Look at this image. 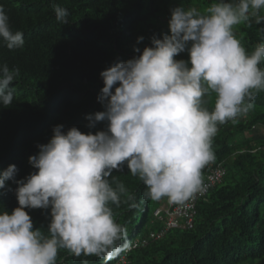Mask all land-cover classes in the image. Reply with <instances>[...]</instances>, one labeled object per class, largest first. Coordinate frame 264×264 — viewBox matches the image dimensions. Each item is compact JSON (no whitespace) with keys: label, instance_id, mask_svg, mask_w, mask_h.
Returning a JSON list of instances; mask_svg holds the SVG:
<instances>
[{"label":"clouds","instance_id":"9594fccd","mask_svg":"<svg viewBox=\"0 0 264 264\" xmlns=\"http://www.w3.org/2000/svg\"><path fill=\"white\" fill-rule=\"evenodd\" d=\"M53 12L68 23L66 8L54 5ZM241 25L259 26L261 41L251 52L237 38ZM23 36L0 5V44L21 49ZM144 39L132 47L138 55L99 73L102 110L85 117L87 133L55 125L28 157L33 172L20 180L15 165L0 172V190L14 183L18 204L11 213L0 210V264H57L62 250L107 264L131 250L135 241L130 245L112 207L122 198L138 206L113 176L125 168L145 186L142 200L186 206L207 191L203 170L215 161L219 126L246 117L264 93V0H213L202 10L181 4L170 8L167 31L141 50ZM181 54L187 59H177ZM19 75L18 67L0 64V107L13 104ZM26 209L47 212L46 230L34 228Z\"/></svg>","mask_w":264,"mask_h":264},{"label":"trees","instance_id":"16d2710c","mask_svg":"<svg viewBox=\"0 0 264 264\" xmlns=\"http://www.w3.org/2000/svg\"><path fill=\"white\" fill-rule=\"evenodd\" d=\"M213 0H0L13 31L23 32V48L9 51L0 44V64L18 67L14 100L0 107V172L9 165L18 169L16 179L34 169L28 157L47 143L51 129L64 125L87 133L85 117L102 110L97 96L103 87L99 73L113 61H126L150 46V37L167 31L169 10L183 4L204 9ZM69 12L68 23H59L53 6ZM259 26L241 25L236 30L246 50L261 41ZM177 59H187L181 54ZM255 109L237 123L220 125L213 140L215 161L204 170L221 169L222 178L197 201L196 217L189 227L182 222L167 229L168 216L151 200H142L145 186L125 168L113 176L136 196L137 207L123 202L113 207L114 217L125 226L128 241L140 237L107 264H264V93ZM211 109V103L208 105ZM99 125L97 129L99 130ZM0 190V210L18 206L16 185ZM165 202L167 200L165 199ZM166 206L170 211L168 202ZM159 210V212H157ZM34 228L46 230L47 212L28 210ZM150 218L149 224L147 220ZM57 264H105L96 256L75 257L61 251Z\"/></svg>","mask_w":264,"mask_h":264},{"label":"built area","instance_id":"2783aa9c","mask_svg":"<svg viewBox=\"0 0 264 264\" xmlns=\"http://www.w3.org/2000/svg\"><path fill=\"white\" fill-rule=\"evenodd\" d=\"M223 175L224 172L221 169L210 171L204 177L205 183L208 186L207 191L215 183V181H218L220 178L223 177ZM206 192L198 195L193 201H190L186 206L169 204L170 211H168L167 209L165 212L168 216V221L166 224L167 229L177 228L179 225H182V222H185V224L190 227L194 222L196 214V202L200 197L204 196Z\"/></svg>","mask_w":264,"mask_h":264},{"label":"rangeland","instance_id":"374dc122","mask_svg":"<svg viewBox=\"0 0 264 264\" xmlns=\"http://www.w3.org/2000/svg\"><path fill=\"white\" fill-rule=\"evenodd\" d=\"M164 203H167V202H165V200L158 201V203H157L158 207H161V205H163ZM153 207H157V205H156V203H154V201H151L149 208L151 209ZM149 222H150V218H148L147 224H149ZM139 237H140V233L137 234L135 237L131 238L129 240L130 245L133 243V241L137 240Z\"/></svg>","mask_w":264,"mask_h":264},{"label":"bare ground","instance_id":"6f19581e","mask_svg":"<svg viewBox=\"0 0 264 264\" xmlns=\"http://www.w3.org/2000/svg\"><path fill=\"white\" fill-rule=\"evenodd\" d=\"M170 229H172V228H170Z\"/></svg>","mask_w":264,"mask_h":264}]
</instances>
